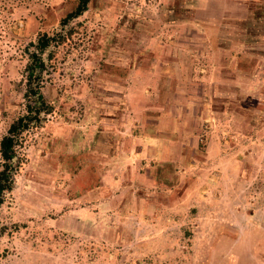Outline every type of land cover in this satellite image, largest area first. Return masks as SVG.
<instances>
[{
	"label": "rangeland",
	"instance_id": "1",
	"mask_svg": "<svg viewBox=\"0 0 264 264\" xmlns=\"http://www.w3.org/2000/svg\"><path fill=\"white\" fill-rule=\"evenodd\" d=\"M76 3L0 0V142L38 37L65 36L32 83L52 110L15 144L0 264H264V0H90L61 27ZM154 50L190 59L141 72ZM143 88L166 163L135 157Z\"/></svg>",
	"mask_w": 264,
	"mask_h": 264
},
{
	"label": "trees",
	"instance_id": "2",
	"mask_svg": "<svg viewBox=\"0 0 264 264\" xmlns=\"http://www.w3.org/2000/svg\"><path fill=\"white\" fill-rule=\"evenodd\" d=\"M90 0H77L75 8L60 20V26L65 27L70 21L80 17L86 10ZM65 36L60 32L53 34L42 33L35 44V52L30 56L27 67V94L31 101L27 105V114L13 122L1 142L0 157L2 160L0 169V208L4 203L5 195L11 192L13 187V173L16 170L15 144L19 136L28 129L31 124L40 123V115L51 113L52 107L46 104L39 88L33 83L40 79L44 69L42 54L51 46L60 44ZM27 95V96H28ZM3 229L0 228V234Z\"/></svg>",
	"mask_w": 264,
	"mask_h": 264
},
{
	"label": "crops",
	"instance_id": "3",
	"mask_svg": "<svg viewBox=\"0 0 264 264\" xmlns=\"http://www.w3.org/2000/svg\"><path fill=\"white\" fill-rule=\"evenodd\" d=\"M189 9L192 10V8H189ZM168 23L176 24L175 27H180V26L183 25V27L185 26V28H187V29L188 28H190V29L199 28L201 30H205V28L208 27V25H206V23H208V22H202V21H197V20H189V21H187L186 19H172ZM256 23L257 22H255V26H256ZM208 24L212 28H217L219 26V24L216 23V22L215 23H208ZM191 31H194V30H191ZM186 38H187V35L184 38V40H186ZM152 41H154V48H155V40L152 39ZM157 44L161 45L162 43L159 42ZM186 55L187 54H185V52L184 53H176V52H174L173 54L171 53V54L167 55L166 57H164L163 55H161V53H157V52L155 53V50H154V52L152 51V52H149V53H145L142 56H140V58L144 59V60H147V58H149L151 63H150V67H146L144 69H141V72H146L147 73L146 70L148 68H150L149 71H153V72H150V73L153 76H155V61H160L161 62L164 58L168 59V62L170 61L171 63H173L172 61H183V60L184 61L185 60L189 61L190 56L188 58V55L187 56ZM171 63L159 65V67H158L159 68V73H162L164 77L174 76L176 74V69L171 66ZM143 65H146V64H143ZM183 75H186V74H183ZM189 75H191L190 72H189ZM145 87H147V86H145ZM130 90H132V88ZM147 91H149V90H147L146 88L141 89V94H142L141 99L142 100H141V103H139L138 106H137V108L139 109V116L142 117L144 124H143V130L141 131L143 147L140 150L138 149L135 152V157H136L137 160L144 158V159H150V161H153L155 159V164H158V163H156V161H158V162L162 161V162L166 163L167 159L165 157L166 156L170 157V152H169L170 149H168L167 147L169 145L170 140H172V139L164 137V139L162 141V138H158L155 135H153L155 132H152L151 134H148L145 131L146 127L151 126V125H148L149 122H155V118L151 117V116H155V113L153 112L155 108L153 106H150L149 103H148L147 96H146ZM135 107H136V105H134V108ZM170 108H171V105H170ZM142 114H143V116H142ZM164 150L167 151L168 153L165 152ZM160 151H161V154H160ZM144 164H145V162L142 161L141 165H144ZM149 168H151V167L149 166V167L145 168L142 173L146 174L147 172H149L148 171ZM155 168H157L156 171H159V166L158 165L157 166L155 165ZM160 182L161 181L156 176L155 177V184H160Z\"/></svg>",
	"mask_w": 264,
	"mask_h": 264
}]
</instances>
